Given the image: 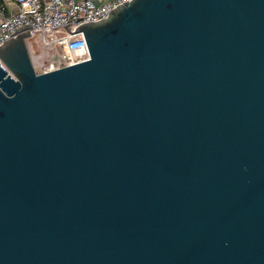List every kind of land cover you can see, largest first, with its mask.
Masks as SVG:
<instances>
[{"label":"water","instance_id":"water-1","mask_svg":"<svg viewBox=\"0 0 264 264\" xmlns=\"http://www.w3.org/2000/svg\"><path fill=\"white\" fill-rule=\"evenodd\" d=\"M123 4L0 44V264H264V0Z\"/></svg>","mask_w":264,"mask_h":264},{"label":"built area","instance_id":"built-area-1","mask_svg":"<svg viewBox=\"0 0 264 264\" xmlns=\"http://www.w3.org/2000/svg\"><path fill=\"white\" fill-rule=\"evenodd\" d=\"M131 0H2L0 4V44L15 37L29 25L30 37L37 36L40 51L34 53L26 38V46L36 75L69 67L89 59L82 33L70 34L67 29L106 19L118 5ZM0 67L8 72L0 61ZM10 75V73L8 72Z\"/></svg>","mask_w":264,"mask_h":264},{"label":"rangeland","instance_id":"rangeland-1","mask_svg":"<svg viewBox=\"0 0 264 264\" xmlns=\"http://www.w3.org/2000/svg\"><path fill=\"white\" fill-rule=\"evenodd\" d=\"M28 42L30 43L34 53H38L40 51V46L38 44V37L37 36H31L28 39Z\"/></svg>","mask_w":264,"mask_h":264},{"label":"trees","instance_id":"trees-1","mask_svg":"<svg viewBox=\"0 0 264 264\" xmlns=\"http://www.w3.org/2000/svg\"><path fill=\"white\" fill-rule=\"evenodd\" d=\"M0 4H2V1L0 0Z\"/></svg>","mask_w":264,"mask_h":264},{"label":"crops","instance_id":"crops-1","mask_svg":"<svg viewBox=\"0 0 264 264\" xmlns=\"http://www.w3.org/2000/svg\"><path fill=\"white\" fill-rule=\"evenodd\" d=\"M2 1V0H1ZM3 3V2H2Z\"/></svg>","mask_w":264,"mask_h":264}]
</instances>
